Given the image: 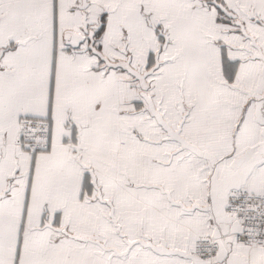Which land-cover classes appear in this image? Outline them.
Wrapping results in <instances>:
<instances>
[{"label":"snow or ice","instance_id":"obj_1","mask_svg":"<svg viewBox=\"0 0 264 264\" xmlns=\"http://www.w3.org/2000/svg\"><path fill=\"white\" fill-rule=\"evenodd\" d=\"M0 264H264V0H0Z\"/></svg>","mask_w":264,"mask_h":264}]
</instances>
